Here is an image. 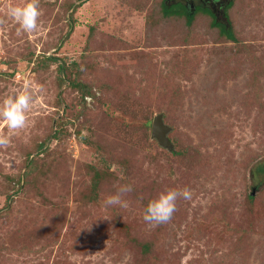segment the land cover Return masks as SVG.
Here are the masks:
<instances>
[{
  "label": "rangeland",
  "instance_id": "obj_1",
  "mask_svg": "<svg viewBox=\"0 0 264 264\" xmlns=\"http://www.w3.org/2000/svg\"><path fill=\"white\" fill-rule=\"evenodd\" d=\"M161 2L38 0L23 32L7 9L25 0H0V102L31 96L23 129L0 121V264H264V0H233L234 41ZM124 184L128 206H105Z\"/></svg>",
  "mask_w": 264,
  "mask_h": 264
},
{
  "label": "clouds",
  "instance_id": "obj_2",
  "mask_svg": "<svg viewBox=\"0 0 264 264\" xmlns=\"http://www.w3.org/2000/svg\"><path fill=\"white\" fill-rule=\"evenodd\" d=\"M8 15L18 24L23 32H32L38 27V19L41 15L38 0H25L20 6H9ZM31 102L30 93L27 89L18 94L8 96L0 102V121L5 122L6 127L11 130L23 129L26 124V112ZM9 138L0 136V147L7 146ZM132 185H121L116 194L107 196L103 203L105 206L119 205L126 208L127 201L121 197L123 194L131 192ZM182 197L185 200L191 199L189 189H166L147 202L143 209V220L150 226L167 223L176 210V201Z\"/></svg>",
  "mask_w": 264,
  "mask_h": 264
},
{
  "label": "trees",
  "instance_id": "obj_3",
  "mask_svg": "<svg viewBox=\"0 0 264 264\" xmlns=\"http://www.w3.org/2000/svg\"><path fill=\"white\" fill-rule=\"evenodd\" d=\"M233 0H228L227 4L222 8V12L224 14L223 20L224 22L219 21V17L212 11L207 8H203L201 6H185L179 1L170 2L167 0H162L160 4V11L161 14L164 17H171V16H176V17H184L185 22L187 25H190L194 16L198 11H201L203 13H208V16L211 17V22L210 24L218 29L219 34L223 35L225 38H227L230 41H234L233 35H232V29L231 25L228 21V18L226 16V11L232 6ZM59 69H64L63 64L59 65ZM42 147H40L41 149ZM99 176L96 178L98 179ZM264 182V173L259 174V178L257 179V182ZM249 200H252V196H248ZM140 249L142 254H147L150 250V245L149 243H140Z\"/></svg>",
  "mask_w": 264,
  "mask_h": 264
},
{
  "label": "flooded vegetation",
  "instance_id": "obj_4",
  "mask_svg": "<svg viewBox=\"0 0 264 264\" xmlns=\"http://www.w3.org/2000/svg\"><path fill=\"white\" fill-rule=\"evenodd\" d=\"M179 1V3L187 6H201L203 8H207L212 10L217 17H219L220 22H224V18L222 16V8L227 4L228 0H175Z\"/></svg>",
  "mask_w": 264,
  "mask_h": 264
},
{
  "label": "water",
  "instance_id": "obj_5",
  "mask_svg": "<svg viewBox=\"0 0 264 264\" xmlns=\"http://www.w3.org/2000/svg\"><path fill=\"white\" fill-rule=\"evenodd\" d=\"M174 2V0H167V2ZM222 15L224 16L223 12ZM168 131V128L163 124L161 116H155L152 125H151V134L152 137H154L157 142L167 148H171V143L169 139L166 137V132ZM254 191V190H253ZM251 191L250 195L253 196L254 192Z\"/></svg>",
  "mask_w": 264,
  "mask_h": 264
}]
</instances>
